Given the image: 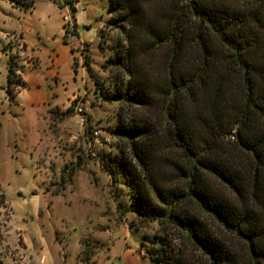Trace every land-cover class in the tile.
Here are the masks:
<instances>
[{
  "label": "trees",
  "instance_id": "16d2710c",
  "mask_svg": "<svg viewBox=\"0 0 264 264\" xmlns=\"http://www.w3.org/2000/svg\"><path fill=\"white\" fill-rule=\"evenodd\" d=\"M110 5L105 26L121 38L103 99L119 103L127 150L113 165L136 229L159 227L140 249L151 264H195L180 240L202 264H264V0ZM6 84L23 87L11 63Z\"/></svg>",
  "mask_w": 264,
  "mask_h": 264
},
{
  "label": "rangeland",
  "instance_id": "374dc122",
  "mask_svg": "<svg viewBox=\"0 0 264 264\" xmlns=\"http://www.w3.org/2000/svg\"><path fill=\"white\" fill-rule=\"evenodd\" d=\"M64 2L65 10L57 0H33L34 10L12 21L10 30L16 38L22 33L26 43L22 52L27 61L17 70L28 77L14 96L6 92L11 61L2 29L9 28L0 25V261L151 264L139 245L159 227L142 223L136 229L135 214L126 212L131 198L125 181L113 165L125 143L114 133L119 103L103 99L115 88L107 62L121 38L105 26L110 0H78L76 34L65 37L75 48V72L71 59L55 68L62 81L36 79L50 68L49 22L68 17L73 23L74 13ZM174 244L195 264L204 263L189 245Z\"/></svg>",
  "mask_w": 264,
  "mask_h": 264
},
{
  "label": "crops",
  "instance_id": "0c3cea01",
  "mask_svg": "<svg viewBox=\"0 0 264 264\" xmlns=\"http://www.w3.org/2000/svg\"><path fill=\"white\" fill-rule=\"evenodd\" d=\"M65 0H57L58 6L62 9L65 10ZM28 2V0H0V25L5 27L7 26L9 29L4 30L2 29L3 36L8 39V42L5 44V48L7 47L8 49L7 52L9 54V59L11 61L12 67L15 70V73L19 76L20 80L23 82V84L27 83V76H23L19 74L17 67L19 66L20 62L22 65V62L27 61V59L23 55V48L25 47L26 43L23 38V34L19 33L18 37L16 38L15 31L10 30L12 26V21L14 19H19L20 17L23 18L25 17L27 12H31L34 10V5H33V0H30L32 2V7L29 9H26L25 5ZM75 12L73 14V23H77V9H78V4L74 6ZM49 29H52L53 33L51 34V50L47 51V64L50 66V68L45 71V75L39 76L38 82L41 79H45L47 77L53 79L55 82L57 81H62V76L60 75L59 71L56 70L60 69L62 64H70V60L74 59V50L75 48L72 46H69L66 43V33L65 30L63 29V23L52 21L49 22ZM76 34V31H75ZM100 39H102L100 37ZM11 43V44H10ZM10 44V45H9ZM84 44V43H81ZM9 45V46H8ZM40 53V52H38ZM37 55H35L36 57ZM38 58V57H36ZM36 58L31 57L29 61H35L37 63ZM13 60V61H12ZM47 65V66H48ZM53 66V67H52ZM45 77V78H43ZM74 95H70L68 99H72ZM132 261V259H131ZM130 261V262H131ZM133 262V261H132ZM131 262V263H132Z\"/></svg>",
  "mask_w": 264,
  "mask_h": 264
},
{
  "label": "built area",
  "instance_id": "2783aa9c",
  "mask_svg": "<svg viewBox=\"0 0 264 264\" xmlns=\"http://www.w3.org/2000/svg\"><path fill=\"white\" fill-rule=\"evenodd\" d=\"M67 3H69L70 5L74 6L78 4V0H65ZM62 23H63V29H70V21L68 17H62ZM77 113H78V117H79V122L81 125L84 124L85 119L82 115V109H77ZM107 264H111L110 262H108Z\"/></svg>",
  "mask_w": 264,
  "mask_h": 264
}]
</instances>
